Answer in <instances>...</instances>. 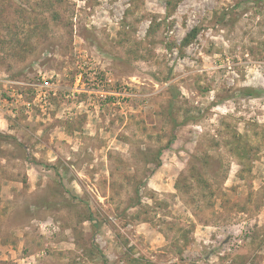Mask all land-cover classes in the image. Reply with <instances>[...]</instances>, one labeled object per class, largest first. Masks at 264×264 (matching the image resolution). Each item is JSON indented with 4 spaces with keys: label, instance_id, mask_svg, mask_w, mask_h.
Here are the masks:
<instances>
[{
    "label": "rangeland",
    "instance_id": "374dc122",
    "mask_svg": "<svg viewBox=\"0 0 264 264\" xmlns=\"http://www.w3.org/2000/svg\"><path fill=\"white\" fill-rule=\"evenodd\" d=\"M0 264H264V0H0Z\"/></svg>",
    "mask_w": 264,
    "mask_h": 264
},
{
    "label": "trees",
    "instance_id": "16d2710c",
    "mask_svg": "<svg viewBox=\"0 0 264 264\" xmlns=\"http://www.w3.org/2000/svg\"><path fill=\"white\" fill-rule=\"evenodd\" d=\"M197 28H193L189 33H187L183 39V43L186 44L188 43L190 40H192L197 33ZM254 92L252 91V89H247L246 91V95H253Z\"/></svg>",
    "mask_w": 264,
    "mask_h": 264
}]
</instances>
